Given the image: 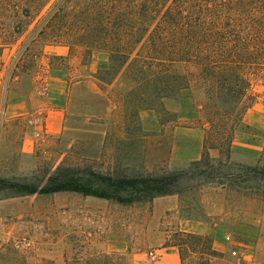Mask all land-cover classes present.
Masks as SVG:
<instances>
[{"label": "trees", "instance_id": "16d2710c", "mask_svg": "<svg viewBox=\"0 0 264 264\" xmlns=\"http://www.w3.org/2000/svg\"><path fill=\"white\" fill-rule=\"evenodd\" d=\"M15 1L0 0V38L8 28L4 17H26L31 11L28 7L17 11ZM22 1L29 6L33 3L37 12L49 0ZM67 1L55 4L39 33L53 28L54 22L60 31L58 23L64 18ZM79 10L74 19L80 18L75 30L85 49L83 55L88 58L94 51L108 54L107 67L95 79L104 85L120 75L130 81L134 87L127 99L135 104L136 115L142 109H155L163 99L186 88L193 87L203 96L199 110L208 127L201 157L182 170L132 177L63 165L42 178H0L1 199L74 193L131 206L170 195L182 198L195 189L185 185L202 178L213 181L216 168L209 152L223 153L228 163L236 124H241L249 107L244 101L250 77L255 73L264 78V0H90ZM3 47L0 43V49ZM241 168L264 181L263 168ZM189 211L190 207L188 219H201Z\"/></svg>", "mask_w": 264, "mask_h": 264}, {"label": "rangeland", "instance_id": "374dc122", "mask_svg": "<svg viewBox=\"0 0 264 264\" xmlns=\"http://www.w3.org/2000/svg\"><path fill=\"white\" fill-rule=\"evenodd\" d=\"M59 1L49 0L43 8L36 12L31 5L33 3L29 6L27 1L17 0L14 3L18 6L17 11L28 7L31 8L29 15L25 17L18 14L17 18L9 17V20L4 17L8 28L4 30L0 38V43L4 44V47L0 49V113L6 108V96L16 74L23 76L19 92H22V89L27 91L32 89L33 95L40 99L36 93L35 78L47 63L45 58L41 57L42 51L49 46H65L69 49L70 64H72L71 67L66 66L68 69L87 66L86 75L77 80L78 84L73 82L69 87L68 115L76 124H86L85 129L89 123H101L96 132L102 136L106 134V149H103L100 156L95 158L98 152H94L93 142L98 140L97 137V141L90 137L92 133L89 135L82 133V139H79L77 134L71 135L72 137L67 136L70 139L77 138L76 142L79 143H75V147L67 153L64 150L61 151V146H56L51 157H47L45 152H36L35 156L33 155L32 174L21 178L31 179L33 176L42 178L63 165L89 167L101 174L114 177L178 171L173 170L172 167L185 162L188 153L185 159L180 154L178 149L180 146L177 142L175 143L173 137L174 131L176 128H200L204 135V129L208 126L205 124L203 112L199 110V107L204 105L203 96L193 87L186 88L177 95L163 99L155 109H142L136 115L135 104L127 99L128 92L134 87L130 81L121 75L110 85L101 84L95 79L96 73L107 67L108 54L104 51H94L88 58L83 55L85 49L76 35L79 34L78 31L75 30L80 18L76 21L74 18H77L79 8L83 3L90 0H68L65 11L61 15L64 18L58 23L61 27L60 31H56L54 27L57 25L54 22L53 28L39 33L41 26L44 23L47 24L44 18ZM10 15L9 13L7 16ZM16 25L17 29L14 32L12 28ZM69 26L71 28L73 26L71 31L66 30ZM54 42L60 43L55 44ZM91 62L92 64L94 62V65L91 66ZM263 79L262 75L252 73L251 86L244 101L245 105L250 106L256 99L255 95L264 92ZM15 90L17 93L18 89L15 88ZM143 123L147 131L143 130ZM240 130H243V127L238 123L234 132ZM201 147L203 149L202 143ZM210 152V156L214 159L212 165L216 168L213 171L214 180L206 182L202 178L185 185L184 187L195 189L179 198L178 216L191 222H200L208 220L207 213L209 212L219 214L214 217L223 220L221 223L223 232L234 233L233 239L249 247L253 257H256V262L264 264L259 261L260 256H264V181L252 178V175L246 174L241 167L225 163L223 153L216 150H210ZM218 162H221L220 166ZM257 167L264 169V166ZM3 195L4 193L0 194V201L6 200L1 199ZM45 202L40 195L33 197V219L44 220L46 218ZM60 202L58 200L57 205ZM188 203L189 206L186 205ZM189 207L190 214L199 216L200 220L188 219ZM121 213L119 211V219L124 220L125 214ZM133 221V227L130 229L133 230L137 242L149 241L152 247L163 242L164 236H169V239L179 246L183 264H208L205 258L211 252V237L198 234H191L188 237L189 233L184 234L179 231L164 235V232L168 230L150 222L149 239L147 240L146 237L142 239L139 235L141 234L140 220L134 215ZM43 223L45 229V221ZM118 229L119 236L125 238L127 233H125L124 226L119 225ZM54 232L58 238H53L51 231H48L50 235L46 236V231H44L43 234L39 233L38 239L41 238L39 241L33 238L32 242L29 236L21 235L13 238L11 243L0 242V264H80L78 259L82 263L88 260L87 264H134L122 253L111 255L101 253V248L94 245L101 241L100 238L85 240L86 243H83V240L74 235V238L68 242L71 247L67 249L65 242L61 240V230ZM22 240L32 242L33 246L35 244L33 260L32 256H29L31 247L29 249L14 248V243ZM83 244L87 245L86 248ZM53 245L55 246L54 253H52ZM231 256L236 258L232 254ZM148 259L149 264H153L154 261L150 260L149 255Z\"/></svg>", "mask_w": 264, "mask_h": 264}, {"label": "crops", "instance_id": "0c3cea01", "mask_svg": "<svg viewBox=\"0 0 264 264\" xmlns=\"http://www.w3.org/2000/svg\"><path fill=\"white\" fill-rule=\"evenodd\" d=\"M41 57L45 58L47 63L43 69H40L35 80L41 75L46 77L48 95L37 99L32 89L28 91L22 89V92H19L23 76L16 74L6 96V108L0 113V178L11 179L31 175L33 157L38 151L45 152L47 157L53 155L52 151L56 146H61V151L64 150L65 153L70 152L71 148L75 147V143H79L76 142L77 138L67 137L74 134L82 139L83 135L92 133L90 137L95 141L98 140L93 142L94 152H98L95 158L106 149V134L102 136L96 132L101 123H89L85 129L86 124H76L68 115L69 87L73 82L78 84L77 80L86 75L87 66L68 69L66 66L71 67L72 64H70L69 49L65 46L45 47ZM90 65H94V62ZM30 84L32 88V81ZM15 88L18 89L17 93ZM255 98L242 116L243 130L233 133L228 163L234 166H264V92H259ZM33 119H38L42 124L40 134H37L36 128L29 124ZM142 125L143 130L147 131L144 123ZM201 131L200 128L175 129L173 137L175 143L180 146L178 148L180 154L184 159L187 153L188 155L186 161L173 166V170L185 169L190 163L200 159L201 143L203 144L204 139ZM33 197L37 195L0 201V242L11 243L13 238L21 235L29 236L32 242L33 238L39 241L41 240L38 239L39 233L43 234L44 231L46 236L49 234L48 231H51L53 238H58L54 231L60 229L61 240L65 242L67 249L71 247L68 242L77 235L83 243H86L85 240L100 238L101 241L94 245L101 248V253L105 255L122 253L134 264H149L148 253L151 251L156 254L153 264H183L179 246L173 243L169 236H164L163 242L152 247L149 241L137 242L133 230L130 229L133 227L135 215L141 223L139 235L142 239L144 237L149 239L150 222H152L168 230L164 235L179 231L211 237L210 250L216 255H207L205 259L208 264H259L249 247L233 239L234 233L223 232L221 227L223 220L214 217L219 214L209 212L208 220L200 222L181 219L178 216L179 198L176 195L158 197L151 202L131 206H119L107 200L82 197L74 193L45 195L42 196L46 201L44 220L33 219ZM58 200L61 201L59 205H57ZM119 211L124 212V220L119 219ZM121 215L123 216L122 213ZM119 225L125 228L127 233L125 238L119 236ZM32 242L29 256H32L33 260L35 244L33 246ZM83 245L86 248L87 245ZM37 246L36 243V248ZM52 247L54 253L55 246ZM232 252H236L240 257H232ZM259 261L263 263L264 256H260ZM78 262L87 264L88 260L82 263L78 259Z\"/></svg>", "mask_w": 264, "mask_h": 264}, {"label": "built area", "instance_id": "2783aa9c", "mask_svg": "<svg viewBox=\"0 0 264 264\" xmlns=\"http://www.w3.org/2000/svg\"><path fill=\"white\" fill-rule=\"evenodd\" d=\"M36 85H37V95L38 97L44 98L48 95V84L46 77L44 75H41L38 77L36 80ZM30 125H33L34 128H36V133L40 134L41 133V127L42 124L38 119H33L29 121ZM31 247V242L27 240H22L21 242H15L14 243V248L15 249H29ZM233 256H236V258H239L240 256L236 252L231 253ZM149 258L151 261L156 260V254L155 252L151 251L148 253Z\"/></svg>", "mask_w": 264, "mask_h": 264}]
</instances>
